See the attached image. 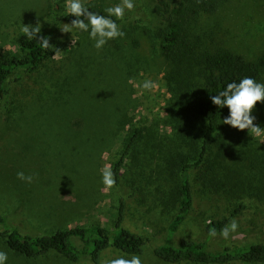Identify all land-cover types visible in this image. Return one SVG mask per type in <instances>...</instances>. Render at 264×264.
Returning a JSON list of instances; mask_svg holds the SVG:
<instances>
[{
  "label": "rangeland",
  "instance_id": "374dc122",
  "mask_svg": "<svg viewBox=\"0 0 264 264\" xmlns=\"http://www.w3.org/2000/svg\"><path fill=\"white\" fill-rule=\"evenodd\" d=\"M180 1L133 0L134 10H126L120 20L124 37L108 41L97 51L88 32L61 31L65 24L54 21L51 0H0V59L19 58L20 42L27 38L22 26L34 27L37 22L41 34L50 35L69 48L37 72L10 78L8 107L12 114L19 108L18 114L23 113L21 121L10 118L0 101V216L7 227L32 236L91 225L112 230L123 201L124 225L148 240L142 264H160L152 257L151 248L167 242V226L177 210L176 165L181 162L176 160V165H172L171 158L167 161L168 155L179 152L180 142L174 144L176 138L168 121L166 64L153 54L152 40L155 41L163 18L153 10L160 2L173 5ZM82 3L105 10L120 0ZM59 4L67 11L66 0H59ZM188 29L200 52L227 49L255 60L264 55V0H224L215 13L190 21ZM81 57L87 66L81 77L84 84L73 87L72 96L65 95L66 89L58 86L63 78L60 67L66 63L70 69ZM137 59L142 63L126 75L129 63L134 64ZM16 76H23L19 92L15 90L18 85L11 84ZM145 81L153 87L144 89ZM260 83L264 84V75ZM61 97L57 106L56 99ZM86 110L94 113L88 115L95 119H91L79 139L75 130L82 125ZM252 115L254 124L264 129V103H257ZM111 116L116 123L120 118L126 123L120 132L116 124L114 139L112 125L109 126ZM221 121L226 145L212 140L208 147L211 162H215L208 178L211 182L219 180L216 186L221 194L205 190L199 175L192 174L194 210L171 244L181 239L207 241L210 250H219L231 245L264 243V133L257 136L247 130L238 131ZM48 122L54 124L52 129ZM132 128L140 129L143 139L126 157L115 177V187L105 191L102 172L107 167L114 174L113 164L124 147L123 136ZM20 171L33 175V183L18 180ZM237 204L244 206L233 218L239 225L237 231L227 240L220 236L206 238L207 223L228 217ZM2 230L4 226L0 225ZM0 251L14 256L1 239ZM14 257L11 258L17 263ZM115 258L116 253L108 251L101 264Z\"/></svg>",
  "mask_w": 264,
  "mask_h": 264
},
{
  "label": "trees",
  "instance_id": "16d2710c",
  "mask_svg": "<svg viewBox=\"0 0 264 264\" xmlns=\"http://www.w3.org/2000/svg\"><path fill=\"white\" fill-rule=\"evenodd\" d=\"M224 0H181L173 5L160 2L154 8V13L161 19L160 27L157 28L155 41H153V54L162 58L166 64L165 81L169 94L168 99V121L173 129L175 142L179 141L180 148L176 155L167 156L171 158L172 165L179 170V184L175 192L174 203L177 210L169 225L167 226V242L151 248L152 257L160 264H231L239 262L242 264H264V243H247L231 245L219 250H210L207 241H195L181 239L177 244H171V239L177 234L179 228L192 214L195 206V196L191 187L192 174H198L199 181L203 180L202 187L209 192L219 193L220 188L216 186L218 181L211 182L208 178L214 171V163L211 162L209 152L212 140L225 146L223 139L225 135L220 129V121L228 116V109L217 108L212 104L210 97L218 95L227 84L238 83L245 77L253 78L260 83L264 75V55L255 60H247L227 49L215 51L199 50L198 42L191 38L188 29L190 21L200 15L213 14ZM51 11L56 23L71 24L75 17L70 16L68 11H63L59 0H51ZM90 12L105 15V10L96 7H87ZM111 19L116 20L115 17ZM120 30H123L120 20H116ZM49 38L52 48L44 49L36 39H24L20 42V57H4L0 59V101L4 102V110L10 118L21 121L19 108L12 114L9 109V98L11 87L10 78L20 73H34L53 62L56 50L59 53L67 52L69 48L56 42L50 35L39 34ZM134 45L138 43L133 41ZM119 45L116 44V50ZM58 53V54H59ZM82 59V57L80 58ZM142 63L139 59L134 64L129 63L126 75L135 72V65ZM69 69L65 63L61 66L63 78L58 82L60 88L66 89L65 95L75 86L84 84L81 77L86 73L87 66L82 60H77ZM23 76H16L12 82L15 83L18 92L22 90ZM106 82V81H105ZM60 99H56L57 106ZM42 100L39 101V103ZM27 110V109H24ZM101 110H99L100 112ZM85 118L82 119L80 127L75 130L80 139L89 128L94 114L89 110L84 111ZM19 118V119H18ZM117 131L120 132L126 124L122 118L116 123V118H110L113 139ZM48 128H53L48 122ZM47 126H43L47 129ZM109 128V127H108ZM108 128L105 129L108 130ZM95 129V127H94ZM143 139L142 131L132 128L123 136V151L118 160L113 164L114 176L118 177L120 169L124 165L126 157L131 155L134 149ZM223 144V145H222ZM224 152L221 153V157ZM217 158V156H215ZM223 158V157H222ZM225 158V155H224ZM201 179V180H200ZM231 214L222 219H213L205 226L204 233L210 239L209 229L215 228L217 236L222 228L237 216L244 206L241 204L232 207ZM125 204L120 201L116 214L114 228L109 230L102 226L91 225L88 227H72L66 230H58L49 235L32 236L24 235L17 229L7 227L5 220L0 216V225L4 230L0 231V239L4 241L9 253L6 264H101L106 252L116 253L117 258H131L138 255L143 258L148 246V240L139 234L131 232L124 225ZM11 257L17 259L12 260ZM18 257V258H17ZM20 258V259H19Z\"/></svg>",
  "mask_w": 264,
  "mask_h": 264
},
{
  "label": "clouds",
  "instance_id": "9594fccd",
  "mask_svg": "<svg viewBox=\"0 0 264 264\" xmlns=\"http://www.w3.org/2000/svg\"><path fill=\"white\" fill-rule=\"evenodd\" d=\"M135 4L133 0H120V3L107 7L105 15H99L90 12L88 8L82 3V0H66V10L70 16L75 17L71 24H65L62 32L71 33L72 29H77L81 32H88L89 38L95 41L94 47L97 51L103 49L108 41L114 40L118 37H124L116 23V20H122L125 11H133ZM115 17L116 20L111 19ZM22 32L29 40L36 39L40 42L44 49L52 48L49 43V38L40 36L41 25L39 22L33 27L32 25L22 26ZM56 50V55L59 53ZM153 87L151 82L145 81L144 89H151ZM211 102L217 108H227L228 116L221 121L222 124L228 125L238 131L247 130L257 136L264 133V129L254 124L255 117L252 115L257 103H264V84L256 82L253 78L245 77L238 83L232 82L227 84L226 88L218 95L210 97ZM17 179L31 184L35 177L33 175H25L23 171L17 172ZM102 183L105 191L111 190L115 187V176L110 168H105L102 172ZM239 225L235 219H232L228 225L222 228L219 232L221 238L227 240L231 233H235ZM209 236L215 238L217 230L215 228L209 229ZM8 257L7 253L0 251V264H6ZM105 264H142L138 255H132L131 258L111 259Z\"/></svg>",
  "mask_w": 264,
  "mask_h": 264
}]
</instances>
